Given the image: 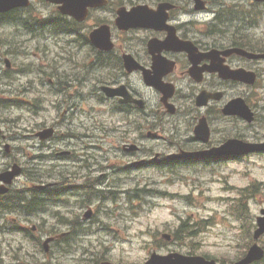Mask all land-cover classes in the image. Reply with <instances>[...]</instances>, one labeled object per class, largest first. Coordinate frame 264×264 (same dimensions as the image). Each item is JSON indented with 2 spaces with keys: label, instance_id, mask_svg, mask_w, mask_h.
<instances>
[{
  "label": "rangeland",
  "instance_id": "1",
  "mask_svg": "<svg viewBox=\"0 0 264 264\" xmlns=\"http://www.w3.org/2000/svg\"><path fill=\"white\" fill-rule=\"evenodd\" d=\"M32 1L37 9L50 11V8L42 0ZM123 1L124 4L131 5L130 1ZM214 1L217 5L221 2V0ZM237 5L242 6L240 9L246 7L243 2ZM232 13V7L226 10L223 24H228L234 19L235 15ZM259 17L263 20L264 13L259 14ZM13 29V27H0V36L3 37L6 33H10L14 37H19L23 41L24 47L21 48L23 53L9 56L13 61L12 64L15 65L13 70H9L12 77L8 81L11 83L8 84L9 82L4 79L0 81V86L4 89L7 86L23 85L26 94H23L21 99L25 100L26 104L23 108H4L1 114L4 117H9L8 121L11 122L9 126L26 139V142H24L17 136H13L15 140L8 138L7 142L18 151V159L21 162L36 163L37 169L42 172L51 169L56 161H50L47 158L43 162L39 159L32 160V158L34 154L51 153L53 150L50 149V143H55L57 139L46 141L49 146L44 150H39L30 148L29 144H32L31 142L34 140L29 138L39 130L38 126H48L52 124L55 118H61L62 110L55 109V97L58 95L50 93V91H54V86L52 88L49 81L47 82V77L45 81H41L40 77L34 73L23 74L19 72L28 62L36 60L35 55L38 52V48L35 42L27 40L28 36L17 34L16 30ZM248 32L255 37H262L264 26L250 28ZM124 39L126 37L116 31L114 38L116 44L123 43ZM50 42V47L57 51L58 49L52 44V40ZM24 49L30 54H24ZM56 58L58 59V56ZM0 65L3 70H6L4 62L0 63ZM77 69L78 64L70 62L67 67L60 71H56L54 68L51 70L57 76L65 72L69 73L70 70L76 71ZM136 86L147 99L151 110L158 101V94L152 89H147L142 80ZM74 90L76 94L81 91L84 97L81 96V100L78 98L74 99L77 109H75L76 114L72 118H78L72 122L67 121V124L69 127H72L75 122L85 125L88 130L78 128L73 129V131L87 135L83 146L89 144L94 148L87 149L86 154L89 155L88 168H80L79 171L81 176L102 177L104 183L101 184L98 178L92 181L93 188L103 192L93 193L91 199L88 200L89 203L83 201L84 204L87 203L88 205L82 206L81 197H62V201L55 203L58 205L57 207H55V204L52 206L53 208L63 207L60 209L61 214L77 215L79 220L82 221L83 214L89 208L94 210L93 217H95H92L88 222L93 233L89 236L82 233L80 235L82 239H79L80 244L78 246L91 245L84 250L85 252H80L77 246L78 250L75 254L63 255L65 261L69 264H76L77 261H73L72 257L76 256L78 259L81 253H83V256H88L91 250H97V248H104V252L110 255L112 259L115 261L124 260L123 262L125 263L144 262L153 251L161 254L169 252L187 253L188 249L194 248L197 252L216 255L224 260H231L242 252L243 249L236 251L213 247L214 238L217 237L214 235V225L210 223L204 224L205 226L200 234V237L203 235L206 238V243L203 246L199 244L202 241L200 237L201 241H198V236L197 238L189 237L188 233H185L184 236V233L179 232L176 237V231L179 230L178 228L183 220H187L192 225H198L200 223L199 220L207 218L209 214L214 215V219H219L223 214L233 211V200L240 197L238 194L239 190L250 185L255 188H252L254 194H251L244 202L250 206L252 211L257 210L260 206L257 201L261 203L264 199V154L251 155L240 161H232L224 165L217 164L213 167L201 165L195 168H171L160 171L152 169V165L143 166L142 164H136L138 168L121 170L119 167L127 166L126 168H130L135 166L133 165L134 163L152 160L156 153H161L160 145H162V139L145 137L146 129L145 127L141 128V126L137 127V131L133 130L129 134V138L122 139L120 131L126 126V123L121 121L118 115L108 113L107 107L109 105L100 104V98L92 97L85 88ZM253 91L259 95L252 98V101L257 106L256 111L260 114L259 122L254 125H248L237 118L231 117L228 120H223L216 117L215 120H218V122L212 119L214 120L212 127L215 130L216 139L226 134L240 135L249 141L258 140L256 138L264 139V76H262L259 86H256L255 89L252 87L248 88L243 84H236L233 88V97L238 95L246 97ZM75 93L74 95H76ZM4 97L5 95L0 92V100ZM35 98L37 101H33ZM30 105H35L36 107L30 110ZM91 118H94L95 125L92 124ZM152 121L154 120L152 119ZM108 126H111V128ZM99 127L103 130H99ZM3 129L5 130V128ZM150 129L159 130V133L164 136L165 121L164 123L150 125ZM185 131L188 132L189 129L186 128ZM10 134L12 133L10 132ZM70 137H73V135H70ZM126 142H138L142 149L137 153L125 152L122 149V145ZM17 146H26V155ZM1 149H3V146ZM30 153L33 156H30ZM66 163L69 162L59 161L55 164L57 166L56 169L64 168L62 165ZM28 166L30 167L31 165L28 164ZM110 166L116 169L112 170ZM24 182L25 178H22L17 184L21 185ZM257 184H259L258 190ZM66 201L70 203L65 205ZM34 214H38V212L35 211ZM97 219L101 222L95 221ZM3 220L0 219V221ZM35 223H42L45 229H50L53 225L60 226L57 224L56 218L49 212L42 214L33 223L21 221L23 227H30ZM60 227L63 231L64 226ZM45 234L46 231L41 238ZM163 234H168L171 239H165ZM14 236L22 235L17 234ZM0 240L2 239L0 238ZM25 245L28 246L27 244ZM32 249L35 251L33 246Z\"/></svg>",
  "mask_w": 264,
  "mask_h": 264
},
{
  "label": "flooded vegetation",
  "instance_id": "2",
  "mask_svg": "<svg viewBox=\"0 0 264 264\" xmlns=\"http://www.w3.org/2000/svg\"><path fill=\"white\" fill-rule=\"evenodd\" d=\"M206 5L203 6L200 10L194 7V5H186L187 2L184 0H181L183 4L176 6L174 11H171L169 13V23L174 24L177 32V36L180 40L186 42H193L198 49L199 52L207 53L213 48H218V19L217 24H215L216 17H213L211 15L212 9L209 4V0H204ZM178 2V1H174ZM191 3V2H189ZM222 21V16L221 20ZM132 32V31H131ZM147 34H143L142 39V46L138 42H131V48L133 49V54L136 57V59L145 67L150 68L152 66L153 62V55L150 54L148 48H147V42L149 37H158L159 39H164L167 37V32H155V31H146ZM130 33V32H129ZM139 34V32H136ZM139 40V39H138ZM128 47L125 46L124 43L120 45V50L124 51V49H127ZM140 48V49H139ZM223 48V47H220ZM162 55L165 57L166 62L174 61L175 67L174 70L165 74V83L171 84L176 88V93L171 99L172 102H174L176 105L179 104V108L184 103L185 99H189L191 94H185V87H192L191 90L196 89H203V88H216L217 85L220 83L222 86H224L225 91L228 90V88H231L233 86V82L231 81H221L217 75L215 74H205V78L202 83L198 84L196 83L191 76L188 74L189 68H190V62L188 59V55L185 52H173L168 51L165 49V51L162 52ZM111 56V55H109ZM115 57L118 55H114ZM226 62L233 66H241L242 63L239 61H235V58L230 57L227 58ZM208 63V60L205 59L202 64ZM117 66L120 67V75L113 79L112 83L114 85L119 83H124L127 85V87L133 91L131 84L133 82V77H137V73L129 74L123 69V65L121 62L116 63ZM122 77V78H121ZM135 93V92H134ZM191 93V92H190ZM136 94V93H135ZM158 113L162 112L161 108L157 109ZM165 123L169 121V114L165 108ZM13 189V188H12ZM0 216H4L1 214ZM5 217V216H4ZM248 217H251L253 220L247 221L243 224H240V231L244 232L246 235L251 232L250 228L255 229L257 227V219L259 215H248ZM231 238V239H230ZM232 238H235L234 241H232ZM224 242L227 244V249H240L243 247L242 252L239 254V256L232 258L228 263L224 259L217 258L221 264H235L236 261L242 259L246 253L248 252V248L250 247L251 243L248 247V240L245 241L242 238H236V236L229 235L228 238L224 240ZM260 244L264 247V238L260 240ZM258 262H254L252 264H257Z\"/></svg>",
  "mask_w": 264,
  "mask_h": 264
},
{
  "label": "water",
  "instance_id": "3",
  "mask_svg": "<svg viewBox=\"0 0 264 264\" xmlns=\"http://www.w3.org/2000/svg\"><path fill=\"white\" fill-rule=\"evenodd\" d=\"M55 3H63L64 11L67 13H70L72 15H80L79 19H84L86 16L87 7L92 4V0H50ZM106 2V1H105ZM29 5L28 0H0V11H7L10 10L16 6H25ZM124 11V10H122ZM122 13V12H121ZM140 19V18H138ZM138 19L134 18L133 16L124 15L121 20V26H124L125 28H128L130 26H144L143 21H138ZM106 27H102L92 33V38L96 42V44L103 45V43H107V39L109 38L108 32L105 29ZM250 57H254V55L249 54ZM258 57V56H255ZM252 75V76H251ZM248 77H244L243 75H239V78H245L249 80L250 82H254L255 76L254 74H251ZM147 82L149 84L157 85V82L154 80H148ZM227 113H233V114H240L244 116L245 118L252 120V114L250 113V110L245 105L244 101L242 99L233 101L227 108ZM234 147H224V152H243L246 150H253V146H248L245 144H242L241 142L234 141L233 142ZM175 259H173V255L169 257H154L150 264H197L195 260L183 257L181 255H174ZM155 260H159L160 262L154 263Z\"/></svg>",
  "mask_w": 264,
  "mask_h": 264
},
{
  "label": "bare ground",
  "instance_id": "4",
  "mask_svg": "<svg viewBox=\"0 0 264 264\" xmlns=\"http://www.w3.org/2000/svg\"><path fill=\"white\" fill-rule=\"evenodd\" d=\"M43 4V3H42ZM44 7V6H43ZM242 6L241 5H234L232 6V14L236 15L238 14L242 9H240ZM221 16H222V21L221 20ZM223 18H224V14H220L219 18H218V34L220 33V31L223 28ZM14 30V29H13ZM51 43V42H50ZM68 69V68H67ZM19 79V78H18ZM246 90V89H245ZM245 95V94H244ZM152 106V105H151ZM4 216H0V219H4Z\"/></svg>",
  "mask_w": 264,
  "mask_h": 264
},
{
  "label": "trees",
  "instance_id": "5",
  "mask_svg": "<svg viewBox=\"0 0 264 264\" xmlns=\"http://www.w3.org/2000/svg\"><path fill=\"white\" fill-rule=\"evenodd\" d=\"M241 13H243V11L241 10ZM252 22V21H251Z\"/></svg>",
  "mask_w": 264,
  "mask_h": 264
}]
</instances>
